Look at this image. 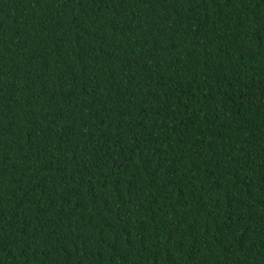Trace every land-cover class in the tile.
<instances>
[{"label":"trees","instance_id":"1","mask_svg":"<svg viewBox=\"0 0 264 264\" xmlns=\"http://www.w3.org/2000/svg\"><path fill=\"white\" fill-rule=\"evenodd\" d=\"M0 264H264V0H0Z\"/></svg>","mask_w":264,"mask_h":264}]
</instances>
